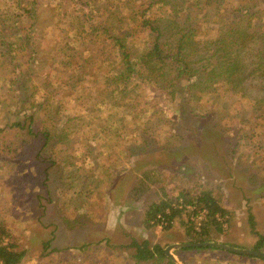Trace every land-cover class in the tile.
<instances>
[{"label":"rangeland","instance_id":"rangeland-1","mask_svg":"<svg viewBox=\"0 0 264 264\" xmlns=\"http://www.w3.org/2000/svg\"><path fill=\"white\" fill-rule=\"evenodd\" d=\"M82 1L0 0V39L14 56L0 54V220L24 251L18 264H154L135 263L130 243L193 241L185 217L162 229L146 226L144 213L192 186L225 209L208 241L248 245V199L264 193V72L253 68L264 0L241 2L253 5L239 23L253 37L239 72L217 63L220 51L204 52L199 66L197 53L183 49L196 77L188 83L173 80V63L160 57L176 50L186 25L221 39L225 13L203 0H152L148 9L146 0ZM92 27L97 34L86 35ZM152 42L160 56L148 55ZM20 119L23 128L11 126ZM35 125L50 130L48 140L29 132ZM255 223L263 231L264 217ZM193 251L172 253L180 264L214 259Z\"/></svg>","mask_w":264,"mask_h":264},{"label":"trees","instance_id":"trees-1","mask_svg":"<svg viewBox=\"0 0 264 264\" xmlns=\"http://www.w3.org/2000/svg\"><path fill=\"white\" fill-rule=\"evenodd\" d=\"M82 1V0H81ZM146 6L144 9H148V7L151 5L152 0H146ZM198 1V0H196ZM225 1V5H222L221 2ZM237 3L234 6V8L231 7L230 3L233 2V0H203L204 5L207 8H211V10L216 11L217 13H225V25L226 29L224 32V35L221 39H217L216 37L213 39H209V37L206 34H202L201 36H195L194 30L198 31L193 26L190 28L189 26H183L178 28L177 30V37H179V43L178 47L174 52L171 53V51L164 53L161 57V61H169L173 63L174 71L172 72V79L178 80V78L184 79L186 83L190 81V79L193 81L196 79L194 70L190 67L189 59H185L183 57V49H185L188 52H196L198 55V59L194 61L195 64L199 65V60L203 58L204 52L208 50H212V52H219L223 54V58L220 60H217V63L221 64V66L224 68H229L231 70V75L235 74L236 72H239L240 69V58L242 53V47L249 41L250 38L253 37L252 34H248V36L241 31L239 23L242 20V17L244 15H249L248 8L252 7L253 5H243L241 2L242 0H236ZM83 4L88 3V1H82ZM148 4V5H147ZM86 32V35L90 33L97 34V29L95 27H92L90 31L84 30ZM107 37L110 38V40L114 42H119V39L117 37H110L111 34L109 32L106 33ZM206 36V37H205ZM90 37V36H89ZM106 37V38H107ZM248 37V39H247ZM91 39L93 36L90 37ZM27 37H23L21 40V44L24 46H28L29 43H27ZM95 40V39H94ZM182 40V41H181ZM118 45H121V43H117ZM191 48L188 47V46ZM0 46L1 48H5L4 51H1V55L6 56L8 58H13L14 56L10 53V43L8 45L5 44V41L3 39H0ZM9 47V51H8ZM161 44H158L156 42H152L151 49L148 55H151L154 57V54L157 53V50H159L158 56H160L161 51ZM231 50H234L235 54H230ZM258 51H262V55L255 61L254 69L260 70L261 72H264V45L259 46ZM7 53V54H6ZM6 54V55H5ZM33 55V51H29L26 57L28 59H31ZM212 55V54H211ZM125 55L124 57H126ZM127 66H130L127 63ZM199 66H203L199 65ZM213 67V63H210L208 65V70L211 72ZM263 67V69H261ZM127 73H131L132 70L129 67H126ZM128 77V76H127ZM121 78V76H120ZM14 79V78H13ZM190 87H196L195 85ZM31 110V109H30ZM37 110H34L30 113H25L24 119H30L33 120L35 117ZM73 112V111H72ZM90 113V112H89ZM66 115V114H65ZM73 116H75L73 113H69L66 116V119L73 120ZM51 117V116H50ZM77 118V117H76ZM53 122H55L54 117L51 118ZM24 121L23 119H20L19 121L12 122L11 126L18 128L24 127ZM68 129L70 130L69 125L67 124ZM29 132L32 133V135L41 134L44 136V140H48L50 136V130L48 129H38V127L35 125V131H31V127L29 126ZM71 131V130H70ZM165 193H163L164 196ZM174 195V196H173ZM171 194L167 196L165 199H162L157 202H152L150 205H148V208L146 209L144 215H145V223L146 226H152L151 220L155 217L156 214H161L163 217V220L165 221L164 226H162V229L170 227L172 224V218L175 215H181L185 217L187 227L190 230V236L193 242H204L211 240L208 237L209 227L220 230V221L216 220L217 215L223 218L225 214V209L222 205L219 204V201L214 198L211 194V191L205 188L200 189V191H195L193 186L192 187H183L176 190V193ZM205 209L206 214L205 218L201 222V226L199 230H193L192 228L194 225L192 224V221L188 219L189 213H196L197 210ZM166 210L167 212H164ZM251 217V215H249ZM248 216V217H249ZM225 219L224 221H226ZM182 221V222H183ZM187 233V232H186ZM263 236L259 235L257 241L255 242L254 246L251 248L253 250H258L262 247L263 242ZM146 240L136 242L132 241L130 243V246L134 247V253H132V258L135 260V263H138L142 260H149L154 259V264L158 262V264H173V262L164 254L163 247L153 244H148ZM218 249L211 246H202V247H186L183 249ZM24 256L23 249H19L15 242L11 239V235L7 228L3 225V221L0 220V264H18L22 257ZM264 260V258H259Z\"/></svg>","mask_w":264,"mask_h":264},{"label":"crops","instance_id":"crops-1","mask_svg":"<svg viewBox=\"0 0 264 264\" xmlns=\"http://www.w3.org/2000/svg\"><path fill=\"white\" fill-rule=\"evenodd\" d=\"M253 188V187H252ZM248 216L251 215V217H248V231H250L249 234L248 233V245L246 244V246H242V245H237V244H231V242H233L232 240L227 239L229 242H226L227 240H216L218 242H222L224 244L227 245H231L234 247H248V249H251L255 242L258 239L259 235H262L264 237V225H263V231H258V229L255 227H257L256 222V216L258 217H264V193H260V194H255L254 192L251 193V198L248 199ZM260 207L261 210L259 209ZM224 222V219L221 221V223ZM221 225V224H220ZM222 227L224 226V224L221 225ZM237 226V224H236ZM224 229V228H223ZM186 236V235H185ZM223 239V237H222ZM188 239L184 240L183 242H187ZM176 243V242H174ZM190 250V251H189ZM193 250L195 249H183V248H176L173 249L172 251L175 252V255H179V256H184L185 254H192L194 256V254H196ZM200 250V249H199ZM208 251H204V249H202V253L201 256H205L206 255H211L213 256V260H209V264H264V260L259 259V258H263V257H257V256H245V255H238V254H234V253H230L227 252L225 250L222 249H206ZM253 250V249H252ZM260 251H264V238H263V242H262V247L260 249H258ZM172 251H170V253L173 255ZM187 252V253H185ZM195 257V256H194ZM232 260V261H231ZM206 261V260H204ZM183 264H196V262H190V263H184Z\"/></svg>","mask_w":264,"mask_h":264},{"label":"water","instance_id":"water-1","mask_svg":"<svg viewBox=\"0 0 264 264\" xmlns=\"http://www.w3.org/2000/svg\"><path fill=\"white\" fill-rule=\"evenodd\" d=\"M202 246H211L214 248L222 249L230 253L245 255V256H257L264 258V251L252 250L248 248L234 247L220 242L214 241H204V242H176L167 245L164 248V254L174 263L180 264L179 261L170 253L171 249L176 248H186V247H202Z\"/></svg>","mask_w":264,"mask_h":264},{"label":"built area","instance_id":"built-area-1","mask_svg":"<svg viewBox=\"0 0 264 264\" xmlns=\"http://www.w3.org/2000/svg\"><path fill=\"white\" fill-rule=\"evenodd\" d=\"M205 214H206L205 209L197 210L196 213H190L189 214V219L192 222L194 221V224H195L194 228L196 230H199V228L201 226V222L205 218ZM223 218H221L220 216L217 215L216 220L221 222L223 220ZM150 222L153 225V227H156V228H162V226H164V224H165V221L163 220V217L161 214H156L155 217Z\"/></svg>","mask_w":264,"mask_h":264}]
</instances>
